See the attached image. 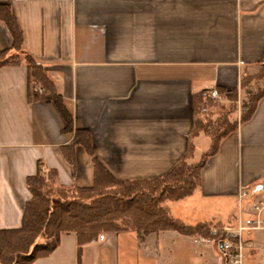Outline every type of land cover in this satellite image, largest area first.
Instances as JSON below:
<instances>
[{
  "label": "crops",
  "instance_id": "crops-1",
  "mask_svg": "<svg viewBox=\"0 0 264 264\" xmlns=\"http://www.w3.org/2000/svg\"><path fill=\"white\" fill-rule=\"evenodd\" d=\"M0 2L10 6L24 50L70 108L74 129L90 132L94 157L120 180L164 175L189 142L196 163L210 139L202 132L190 137L193 96L217 88L239 96L241 78L263 63L264 0ZM11 43L0 21V50ZM64 128L52 101L29 97L24 65L0 67V229L20 226L30 198L26 178L38 161L45 174L56 172L57 185L93 183V162L82 146L73 147V164L66 160L63 149L74 133ZM205 138L208 148L197 159ZM257 186H264V96L250 119L221 140L193 192L164 205L186 225L248 226ZM256 230L243 233L254 244L247 260L264 264V228ZM101 235L79 248L75 234L63 232L48 255L30 264H219L217 246L200 236Z\"/></svg>",
  "mask_w": 264,
  "mask_h": 264
},
{
  "label": "trees",
  "instance_id": "trees-1",
  "mask_svg": "<svg viewBox=\"0 0 264 264\" xmlns=\"http://www.w3.org/2000/svg\"><path fill=\"white\" fill-rule=\"evenodd\" d=\"M0 21L5 23L12 36L11 46L0 50V67H26L29 97L52 101L65 121L63 131L74 133L73 140L63 149L66 160L74 163L73 147L80 145L93 162V183L88 186L57 185L56 172L50 170L45 174L41 162H37L36 173L26 178L30 198L24 205L20 226L0 229V264H30L36 258L48 255L57 246L63 232L74 233L79 248L97 239L102 232L127 230L140 234L175 230L185 235L211 238L212 224L186 225L175 218L163 203L190 195L199 182L201 168L217 152L221 140L235 131L238 124L250 119L259 99L264 96V57L257 73L241 78L239 107L236 89L226 94L224 89L217 88V92L230 101L229 106L218 105L220 111L216 117L215 112L201 116L203 109L209 111L217 106L216 101L208 96L209 91L193 96L196 118L190 137L202 132L210 139L209 149L196 163H190L195 148L189 142L183 157L164 175L120 180L94 157L90 132L74 129L70 108L55 94L54 83L43 65L24 50L18 23L10 6L2 2ZM38 86L42 93L36 92ZM237 110L238 120H231V114Z\"/></svg>",
  "mask_w": 264,
  "mask_h": 264
},
{
  "label": "built area",
  "instance_id": "built-area-1",
  "mask_svg": "<svg viewBox=\"0 0 264 264\" xmlns=\"http://www.w3.org/2000/svg\"><path fill=\"white\" fill-rule=\"evenodd\" d=\"M208 96L216 102L221 101L223 97L216 89L210 90ZM246 195L247 193L242 192L240 197ZM251 195L253 196L251 204L253 218L251 219L250 225L239 226L237 228L211 226V238L200 236L204 240L213 242L217 246L220 255L219 264H250L247 256L248 251L253 247V243L251 240L246 239L243 233L247 230L264 228V186H261L259 190L255 189ZM98 238L102 239L103 235L100 234Z\"/></svg>",
  "mask_w": 264,
  "mask_h": 264
},
{
  "label": "rangeland",
  "instance_id": "rangeland-1",
  "mask_svg": "<svg viewBox=\"0 0 264 264\" xmlns=\"http://www.w3.org/2000/svg\"><path fill=\"white\" fill-rule=\"evenodd\" d=\"M242 98V96H241V94L238 96V101H237V106L239 107V105H240V99ZM216 104H217V106H214V107H212V108H210L209 109V111L208 110H202V112H201V114L203 113V111H206V113L207 112H215L214 114V117H216L217 115H218V113H219V111H220V108L218 107V105H220V106H222V105H224L225 107H227V106H229V104H230V101L226 98V97H222V100L221 101H217L216 102ZM238 111L239 110H237L236 112H234V113H232L231 114V116H230V118H231V120H238ZM208 143H209V139L208 138H205V139H202V141H200V143H199V147H200V151L199 152H197L196 153V158L198 159L199 158V156L201 155V153L203 152V151H205V150H207V148H208ZM192 160V159H191ZM164 204V203H163ZM212 226H217V227H221V225L219 226V224H212ZM256 231H258V230H256ZM256 231H252L253 232V234H255L256 233ZM260 232V231H259ZM259 232H257V233H259ZM104 232H102L101 234H103ZM254 245V244H253Z\"/></svg>",
  "mask_w": 264,
  "mask_h": 264
},
{
  "label": "water",
  "instance_id": "water-1",
  "mask_svg": "<svg viewBox=\"0 0 264 264\" xmlns=\"http://www.w3.org/2000/svg\"><path fill=\"white\" fill-rule=\"evenodd\" d=\"M260 188H261V186H257L255 189H256V190H259Z\"/></svg>",
  "mask_w": 264,
  "mask_h": 264
}]
</instances>
